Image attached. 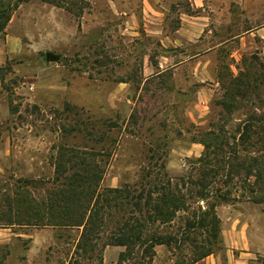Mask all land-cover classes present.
Masks as SVG:
<instances>
[{
	"label": "rangeland",
	"instance_id": "obj_1",
	"mask_svg": "<svg viewBox=\"0 0 264 264\" xmlns=\"http://www.w3.org/2000/svg\"><path fill=\"white\" fill-rule=\"evenodd\" d=\"M64 1L0 0L5 11L15 4L8 21L0 15V264L74 259L80 228L3 224L4 199L22 182L33 180L34 195L49 186L58 145L108 151L102 187L176 181L195 166L203 145L193 140L209 123L232 129L253 109L244 99L228 114L221 81L249 68L260 73L251 99L264 92V0ZM92 123L103 141L78 131ZM232 185L234 199L216 206L219 247L191 264H264V202ZM153 248L151 264L178 260L172 246ZM123 250L107 244L84 262L133 264L119 261Z\"/></svg>",
	"mask_w": 264,
	"mask_h": 264
},
{
	"label": "trees",
	"instance_id": "obj_2",
	"mask_svg": "<svg viewBox=\"0 0 264 264\" xmlns=\"http://www.w3.org/2000/svg\"><path fill=\"white\" fill-rule=\"evenodd\" d=\"M12 6L8 3L5 8ZM6 11L0 8V15ZM5 19H10V12ZM252 74L247 68L221 81L220 104L228 114L240 109L244 99L252 102L253 109L241 115L232 129L223 120L209 123L193 140L203 145V151L193 159L195 166L187 175L176 181L165 173L152 181L143 178L136 188L102 187L103 167L98 157L108 156V151L60 144L55 175L48 183L41 182L49 186L34 195L27 189L33 180L22 182L13 196L4 199L10 213L3 224L80 228L70 264L100 261L101 249L107 244L124 247L119 261L132 260L133 264H151L153 247L161 244L175 249V264H191L212 253L220 240L216 206L234 199L230 183L253 201L264 202V92L263 98L251 99L260 76ZM84 127L78 131L86 130L95 143L107 136L96 133L93 123ZM200 201L205 202L204 209ZM178 212L179 226L174 229L170 222Z\"/></svg>",
	"mask_w": 264,
	"mask_h": 264
},
{
	"label": "water",
	"instance_id": "obj_3",
	"mask_svg": "<svg viewBox=\"0 0 264 264\" xmlns=\"http://www.w3.org/2000/svg\"><path fill=\"white\" fill-rule=\"evenodd\" d=\"M54 57L49 55V54H46V58L45 59H53Z\"/></svg>",
	"mask_w": 264,
	"mask_h": 264
},
{
	"label": "crops",
	"instance_id": "obj_4",
	"mask_svg": "<svg viewBox=\"0 0 264 264\" xmlns=\"http://www.w3.org/2000/svg\"><path fill=\"white\" fill-rule=\"evenodd\" d=\"M201 153V152H200ZM239 228H241L242 229V226L241 227H239Z\"/></svg>",
	"mask_w": 264,
	"mask_h": 264
}]
</instances>
